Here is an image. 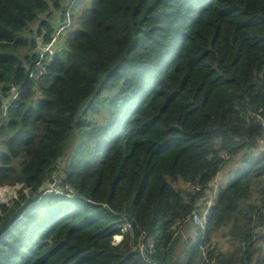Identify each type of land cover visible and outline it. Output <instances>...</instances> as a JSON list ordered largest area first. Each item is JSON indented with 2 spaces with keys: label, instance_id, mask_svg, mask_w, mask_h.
<instances>
[{
  "label": "trees",
  "instance_id": "16d2710c",
  "mask_svg": "<svg viewBox=\"0 0 264 264\" xmlns=\"http://www.w3.org/2000/svg\"><path fill=\"white\" fill-rule=\"evenodd\" d=\"M64 1L0 0V105L20 91L0 126V189L21 186L0 201V264H178L174 233L203 207L191 186L209 192L264 140V0ZM68 20L30 80L37 38ZM247 159L189 264H264V151ZM55 172L64 194L45 193ZM224 230L232 253L204 255Z\"/></svg>",
  "mask_w": 264,
  "mask_h": 264
},
{
  "label": "built area",
  "instance_id": "2783aa9c",
  "mask_svg": "<svg viewBox=\"0 0 264 264\" xmlns=\"http://www.w3.org/2000/svg\"><path fill=\"white\" fill-rule=\"evenodd\" d=\"M70 20H68V23L66 25H63L59 28H55L51 36L49 37L48 40H46V32L44 31L41 36L37 38L38 43H41V46L38 47V55H39V61L34 69V71L30 74V80L33 81H38L40 80L43 76L47 74V69H46V63L52 59V57L60 50L62 46V42L64 40V35L66 34V30L70 27ZM19 89L17 86L12 85L11 86V92H10V97L8 98L7 101H5L3 104L0 105V126L2 124V121L6 119L7 112L9 109V106L13 100L16 99V97L19 94ZM222 157L224 160H227L228 156L226 154H222ZM60 167L62 168L61 163L59 162ZM60 183V178L58 174L55 172L52 177L51 181L48 182L47 184H51V186L46 187L45 193H55V194H64L62 189L59 185ZM216 185V184H215ZM213 187V186H212ZM211 187V188H212ZM11 188V187H6V188H1L0 189V201L1 202H6L2 201V196H1V191ZM217 188V185H216ZM12 189H17L20 190L21 186H16ZM191 189L194 192H200L201 197H200V203L203 205L202 210H194L190 221L193 223V225L197 228H200L201 230L206 229V222H205V216L207 215L209 209L213 206L214 199L217 196L218 190L216 189V192H212L209 190V192L204 191L200 186L192 185ZM219 189V188H218ZM65 190H68L72 192L71 186H66ZM17 195L16 193L12 194L10 196V199L16 198ZM180 225V223L177 224V226ZM175 226L174 229L177 227ZM133 232V223L131 221H127L123 227L121 234L116 235L113 239V244L117 245L121 243V241L124 239L126 234H130ZM144 245H141V249H144Z\"/></svg>",
  "mask_w": 264,
  "mask_h": 264
},
{
  "label": "rangeland",
  "instance_id": "374dc122",
  "mask_svg": "<svg viewBox=\"0 0 264 264\" xmlns=\"http://www.w3.org/2000/svg\"><path fill=\"white\" fill-rule=\"evenodd\" d=\"M67 0H65L64 1V4L66 3V4H68L70 1H67ZM71 3V2H70ZM81 6H79V4H77L76 6H75V9H76V12L77 13H79L80 14V11H81V8H80ZM79 14L77 15V17L79 16ZM74 27H73V29H75L77 26H78V21H76V22H74ZM72 29V30H73ZM70 32V30L68 29L67 31H66V34L64 35V40H63V42H62V46H63V44H64V42H65V38L66 37H68V33ZM62 46H61V48H62ZM262 145V147L261 146H258L257 145V147L256 148H253V149H250V150H247L248 152H243L240 156H238V157H236V158H234L233 160H232V165H231V167L234 169H238V172H240L241 171V169H242V165L243 164H245L246 162L245 161H247L248 159L247 158H257V157H259V156H261L262 155V152L261 151H263L264 150V142L261 144ZM247 159V160H246ZM60 163H61V165H62V167L65 165V161H60ZM232 168H230V170H232ZM63 169V168H62ZM225 173V172H224ZM217 185V184H216ZM216 185H215V187H216ZM49 186H51V184H46L45 185V188L46 187H49ZM214 187V188H215ZM217 189V188H216ZM218 190V189H217ZM16 191H17V189H12V188H8V189H6V191L4 190H2L1 191V196H2V201H7V200H9L10 199V196L12 195V194H14V193H16ZM258 197V194H257V192H255V198H257ZM198 229L197 228H194V229H192V230H187L186 229V227L185 226H182L177 232H176V234L174 233V239H176V238H180V240L178 241L177 240V242L176 243H174L175 245H173L174 247H173V249H172V260L173 261H177L178 262V264H189L188 263V259L186 258L187 256H186V254L188 253V248H189V244H191V243H193L195 240H196V238H197V236H198V231H197ZM225 232H219V233H225L226 234V231L227 230H224ZM186 232H188V233H186ZM218 234V233H217ZM183 236H185L186 237V239H182L181 240V238H183ZM225 236H228L227 234L225 235ZM229 240H230V237H229ZM256 241L258 242V243H260V244H263L264 245V231H258V234H256ZM224 246V245H223ZM223 246H220V244L217 242V241H215V240H213L212 239V241H211V243L210 244H207V246H205V247H203V251H204V255L205 254H207V252L212 248L213 249V247L215 248V247H218L220 250H221V247H223ZM228 247H230L231 248V244H230V242H229V244H228ZM216 249V248H215ZM176 257H177V259H176ZM197 258V257H196ZM197 262L198 261H193V262H191L190 264H197ZM215 264H216V261H215Z\"/></svg>",
  "mask_w": 264,
  "mask_h": 264
},
{
  "label": "crops",
  "instance_id": "0c3cea01",
  "mask_svg": "<svg viewBox=\"0 0 264 264\" xmlns=\"http://www.w3.org/2000/svg\"><path fill=\"white\" fill-rule=\"evenodd\" d=\"M264 142V140L263 139H261V140H259V146H261L262 147V143ZM264 151V150H263ZM263 151H261V152H263ZM242 154V153H241ZM240 154V155H241ZM239 155V156H240ZM236 158V157H235ZM234 159V158H233ZM233 159H230L229 160V163L223 168V170L220 172V174L217 176V179L215 180V182L211 185V193L212 192H216V187H215V184H217V189L218 188H222V187H225V186H227L229 183H231L241 172H242V169H241V171L240 172H238V169H233L232 167H231V165H232V160ZM244 165L245 164H243L242 165V168L244 167ZM230 168H232V170H230ZM225 172V173H224ZM215 187V188H214ZM186 233H188V232H186ZM226 234L225 233H218V234H216L214 237H213V240H215V241H217L219 244H220V246H223V247H221V250L218 248V247H215L216 248V251H218V253H223V254H225L226 256H229L231 253H232V248H230V247H228V244H229V236H225ZM182 239H186V237L185 236H183V238H181V240ZM177 240L179 241L180 240V238L178 237V238H176V241H175V243L177 242ZM255 240H256V238H255ZM257 242V241H256ZM175 245V244H174ZM189 245H192V244H189ZM257 245L258 246H261V248H262V254L264 255V245L263 244H260V243H258L257 242ZM174 247V246H173ZM214 247H213V249H215ZM212 249V248H211ZM176 259H177V257H176ZM212 264H215V261L212 263Z\"/></svg>",
  "mask_w": 264,
  "mask_h": 264
},
{
  "label": "water",
  "instance_id": "95a60500",
  "mask_svg": "<svg viewBox=\"0 0 264 264\" xmlns=\"http://www.w3.org/2000/svg\"><path fill=\"white\" fill-rule=\"evenodd\" d=\"M41 46V43L39 42L38 43V47H40ZM85 109L86 108H84L82 111H80V113H79V115H78V117H77V120L83 115V113L85 112Z\"/></svg>",
  "mask_w": 264,
  "mask_h": 264
}]
</instances>
